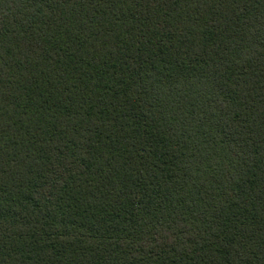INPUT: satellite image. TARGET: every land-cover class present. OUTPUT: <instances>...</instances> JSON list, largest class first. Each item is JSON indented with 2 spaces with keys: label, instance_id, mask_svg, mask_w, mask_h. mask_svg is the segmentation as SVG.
Masks as SVG:
<instances>
[{
  "label": "trees",
  "instance_id": "16d2710c",
  "mask_svg": "<svg viewBox=\"0 0 264 264\" xmlns=\"http://www.w3.org/2000/svg\"><path fill=\"white\" fill-rule=\"evenodd\" d=\"M0 264H264V0H0Z\"/></svg>",
  "mask_w": 264,
  "mask_h": 264
}]
</instances>
